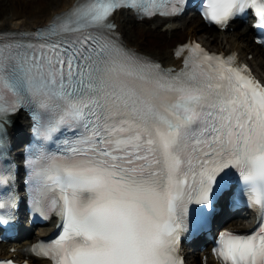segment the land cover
Returning <instances> with one entry per match:
<instances>
[{
  "label": "snow or ice",
  "instance_id": "obj_1",
  "mask_svg": "<svg viewBox=\"0 0 264 264\" xmlns=\"http://www.w3.org/2000/svg\"><path fill=\"white\" fill-rule=\"evenodd\" d=\"M170 3L77 0L35 34L0 32V187L11 114L28 109L38 135L69 134L54 164L33 154L37 203L59 193L48 207L63 232L40 250L54 264H180L187 205L211 208L233 170L264 218V84L199 45L177 51L189 54L172 75L111 35L117 10L164 15ZM245 8L264 27V0H208L204 15L225 24ZM216 252L223 264H264V226L222 233Z\"/></svg>",
  "mask_w": 264,
  "mask_h": 264
},
{
  "label": "bare ground",
  "instance_id": "obj_2",
  "mask_svg": "<svg viewBox=\"0 0 264 264\" xmlns=\"http://www.w3.org/2000/svg\"><path fill=\"white\" fill-rule=\"evenodd\" d=\"M18 1L19 0L10 8L8 16L0 19V31L34 29L38 26H42L49 21L54 14L70 7L75 0H43L45 10H42L40 6L34 5L33 8L30 9V13H26L25 11L26 0L19 1H22L23 4L17 3ZM114 19L117 24V30L128 46L152 56L164 65L180 66V61H175L174 59L172 51L173 46L151 52L147 47L143 46L141 39L133 38L130 29L134 21L129 12L115 14ZM174 26H177V28L172 29ZM177 29L181 30L184 37L189 36L191 38H198L200 42L211 49L219 51L236 49L240 52L242 57H245V51L250 50L253 53V59L250 63L253 65L255 72L264 80V51L252 43V39L250 38L251 33L246 27L235 26L232 31H216L214 29H208L205 25L193 18L190 20H179L178 23L174 22L172 24H161L159 20H154L144 25L145 32H151L160 37L164 35L166 38H171L173 34H176ZM204 34H206V36H204ZM19 119H21V115H18L15 119L16 125L19 123L18 127L23 129V123ZM51 229V227H42L39 229V232L42 233V235H47ZM34 240L35 239L32 241ZM2 255H8L7 247L0 244V256ZM37 264L47 263L40 262ZM192 264H201V262H199L197 258H194ZM207 264L212 263L209 262Z\"/></svg>",
  "mask_w": 264,
  "mask_h": 264
},
{
  "label": "rangeland",
  "instance_id": "obj_3",
  "mask_svg": "<svg viewBox=\"0 0 264 264\" xmlns=\"http://www.w3.org/2000/svg\"><path fill=\"white\" fill-rule=\"evenodd\" d=\"M16 1L17 0H0V19L8 16L10 8L13 7V4L16 3ZM19 1L17 3L23 4L22 1ZM34 5L40 6L42 10H45V4L43 0H26V13H30V9L33 8ZM136 29H138V33L135 31ZM142 29L143 25H134L130 33L134 35V39H141L145 45L144 47H147V49L151 52H156L168 48L169 46H173L177 41H183L184 38L182 34H179L173 38H160L158 35L153 36L149 32H145Z\"/></svg>",
  "mask_w": 264,
  "mask_h": 264
}]
</instances>
